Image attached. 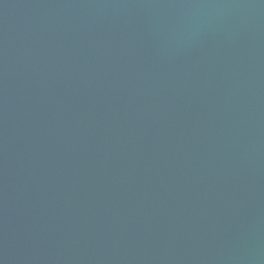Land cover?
I'll return each mask as SVG.
<instances>
[{
    "label": "water",
    "instance_id": "obj_1",
    "mask_svg": "<svg viewBox=\"0 0 264 264\" xmlns=\"http://www.w3.org/2000/svg\"><path fill=\"white\" fill-rule=\"evenodd\" d=\"M0 264H264V0H0Z\"/></svg>",
    "mask_w": 264,
    "mask_h": 264
}]
</instances>
